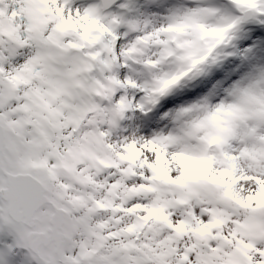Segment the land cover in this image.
<instances>
[{"label": "snow or ice", "instance_id": "6c2138e0", "mask_svg": "<svg viewBox=\"0 0 264 264\" xmlns=\"http://www.w3.org/2000/svg\"><path fill=\"white\" fill-rule=\"evenodd\" d=\"M0 264H264V0H0Z\"/></svg>", "mask_w": 264, "mask_h": 264}]
</instances>
